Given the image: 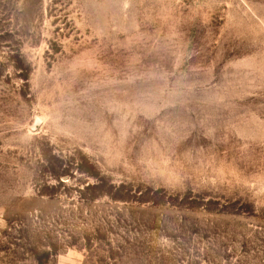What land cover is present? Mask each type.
<instances>
[{
  "label": "rangeland",
  "instance_id": "1",
  "mask_svg": "<svg viewBox=\"0 0 264 264\" xmlns=\"http://www.w3.org/2000/svg\"><path fill=\"white\" fill-rule=\"evenodd\" d=\"M264 264V0H0V264Z\"/></svg>",
  "mask_w": 264,
  "mask_h": 264
},
{
  "label": "trees",
  "instance_id": "2",
  "mask_svg": "<svg viewBox=\"0 0 264 264\" xmlns=\"http://www.w3.org/2000/svg\"><path fill=\"white\" fill-rule=\"evenodd\" d=\"M35 259L37 260L38 264H41L42 263L40 257L37 256Z\"/></svg>",
  "mask_w": 264,
  "mask_h": 264
}]
</instances>
